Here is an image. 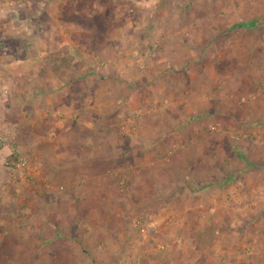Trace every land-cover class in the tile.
<instances>
[{
    "label": "rangeland",
    "instance_id": "obj_1",
    "mask_svg": "<svg viewBox=\"0 0 264 264\" xmlns=\"http://www.w3.org/2000/svg\"><path fill=\"white\" fill-rule=\"evenodd\" d=\"M46 5L47 12L37 4L21 7L12 24L37 36L51 29L42 36L52 57L47 60L45 50L44 57L40 50L29 56L19 48L15 53L27 60L2 70L13 98L9 107L0 106V120L15 126L14 146L31 171L20 174L23 179L0 172V264H264V190L259 193L257 180L237 174L248 164L257 169L264 157V109L245 111L252 95H263L264 85L241 83L243 50H228L231 42L250 36L244 29L264 27V0ZM242 23L254 27H238ZM51 88L78 96L132 91L139 111L129 109L122 117L109 109L104 116L101 109L112 103L96 100L93 120L115 123L117 113L120 124L92 133L101 145H85L83 115L73 108L59 109L58 103L55 118L38 114L42 97L35 98V90ZM54 120L71 129L55 135L48 128ZM21 133H32L37 148L20 143ZM126 136L139 148L143 137L153 139L145 175L131 177L129 166L122 179L115 169L118 142ZM90 158L108 162L92 164L102 177L87 184L83 168L90 169ZM233 166L236 175L228 181ZM6 174L18 183L8 184ZM99 185L107 195L99 194ZM87 187L95 193L85 195ZM145 195L154 199L146 213L138 204Z\"/></svg>",
    "mask_w": 264,
    "mask_h": 264
},
{
    "label": "crops",
    "instance_id": "obj_2",
    "mask_svg": "<svg viewBox=\"0 0 264 264\" xmlns=\"http://www.w3.org/2000/svg\"><path fill=\"white\" fill-rule=\"evenodd\" d=\"M58 0H0V80L4 79L3 76L6 75L5 71H2L4 68L8 67L9 65H13L14 68L18 67V63L21 58H19V54L15 53L16 51H26L27 54H29V56H34L35 54H37V51L40 50V53L42 50H45L46 52V56L47 60L52 57L51 53H52V48H50V44H48V42L46 41V37L49 36V34L51 33V29H41L39 30V36L36 35L37 31H35L33 33V30H29L26 29L22 30V28H20L19 30L16 29V26L14 25V23L12 24V22H15V20H17L16 18L19 16V12L21 7L24 6L28 7L29 5L32 4H37L40 7V11L43 12H47V9L49 11V7L46 4H50V3H57ZM44 4V5H43ZM46 5V6H45ZM35 11L36 8H35ZM27 17V16H26ZM29 17H31V14L29 15ZM21 19V17H19ZM240 30V29H239ZM237 31V29L235 30ZM255 33H254V32ZM248 33V35H250L249 37H245L243 38V41L238 43V45H236L234 42L231 44H228V47H230V49L228 48V50H232V52L234 51L232 48H242L243 50V54H242V64L241 66L244 67V70L241 74L242 76V82L241 83H258L259 85H264V27H260L258 29H244V33ZM254 33V34H253ZM44 35L45 38L42 36ZM258 35V37H257ZM24 36H29V43H25L24 40L25 39ZM23 37V38H22ZM33 37V39H32ZM19 41V42H17ZM26 45H24V44ZM15 44L20 46L18 48L15 49V47L13 46ZM22 47V48H21ZM42 57L45 56V53H41ZM6 59H10V61H7ZM233 61H237V57L236 54L233 55ZM21 60H27L25 59H21ZM14 61V62H13ZM50 61V60H49ZM22 62V61H20ZM237 63V62H236ZM22 70H25L24 66L21 67ZM88 80L83 79L82 81L85 83L89 82V79H91V76L87 77ZM58 81H54L53 83H57ZM75 81H71V83H74ZM130 83H135V80H131ZM261 85V86H262ZM129 88H133V84H130ZM245 88V84L244 87ZM56 89V88H55ZM260 92H263V95L259 94L258 96V100L257 98H253L255 96L252 95V100H250V102H248L247 107H245V111H250L251 109H254L253 113H263V111L261 110V108L264 109V87L260 89ZM57 93V94H56ZM64 93V94H62ZM36 97L35 98H40L42 97V101L40 103V106H42V108L40 109V111L38 112V114L40 113L42 118H46L47 116H49L50 118H55L57 113H59L58 111V107H60L59 109H62L63 107H67V109L69 108H73L74 112H76L75 115H83L82 117V121H83V127L84 129L86 128V131L88 132V138L86 139V141L84 142L85 145H89L93 143H96V145H101L102 140L99 139H95L93 136L95 135L92 134L93 132H95V130H100L102 133L103 131L107 129L112 128L111 125H114L116 123V119H115V114H113V122L115 123H111V124H105V122L102 123H97L93 120V114L95 113L92 109L96 110V100H104L105 98H107L108 100L111 101L112 104L109 105H105L102 109L101 112L102 114H104V116L106 114H108L109 109L110 112L112 113V110L119 112V116L122 115V117L126 114L127 110L130 109V111L136 112L138 113L139 110H137V108H139L137 106V102L135 104V93H133L132 91L129 92L128 95L124 96L122 94V92L120 90H116L114 92H107L105 90H97L96 92H83L81 93L79 96L76 95L73 92H61V91H54L52 88L51 90H44V89H39V90H35V94ZM257 96V94H256ZM24 97V96H23ZM109 97V98H108ZM19 100V98H17ZM255 99L256 102L253 100ZM17 100V101H18ZM254 101V102H253ZM63 102V104H62ZM60 103V105L57 104ZM86 103V104H85ZM56 104V105H55ZM9 104H6V107ZM258 105V106H256ZM9 107V106H8ZM108 108V110H107ZM8 111L10 109L6 108ZM119 111H118V110ZM125 113H122V112ZM251 111V112H252ZM217 112V110L215 111ZM231 113V112H230ZM20 116L22 114H19ZM98 113H95V116H97ZM19 116V117H20ZM75 120V119H74ZM57 121L56 123L52 124V125H48V128H51L52 131L55 133H57V131L61 132V131H69L71 129V127L69 125H66L67 123L63 122V120H54ZM53 121V122H54ZM44 122V121H43ZM99 124V126H98ZM101 124V126H100ZM120 123H116L114 126L118 125ZM97 126L99 127V129L97 128ZM113 126V127H114ZM119 126V125H118ZM62 127V130H59ZM66 127V128H65ZM32 133H30V138H25L24 133H21L20 135V143H22L24 146H30V147H35L34 143L35 141H33L32 139ZM53 136V135H52ZM91 137L94 138V140L91 139ZM37 139V138H36ZM53 139V138H52ZM55 139V138H54ZM143 142V146L141 148H139L138 141L135 139H131L130 137L128 138V136L122 138L121 142L119 143L118 146V150L120 152H117L116 155H120L119 158L116 156H114V160H115V169H119L120 173V177L123 176L122 179L126 178V172L128 170V167L130 166H134L133 171L134 174H132L131 177H134L135 174H139L140 175H145L143 173H147L148 172V166L150 164L151 161V154H149L148 152L150 151V149L152 148L151 144L153 141V139H148V138H144L142 139ZM56 141V139L54 140ZM53 141V142H54ZM150 141V142H149ZM262 142V147H264V139L261 140ZM123 145V147H122ZM124 146H126L124 148ZM138 148V149H137ZM137 150H140L142 153H139ZM145 151V153H144ZM147 151V152H146ZM37 154V152H36ZM60 156H62V153L60 154ZM248 159V158H247ZM88 161H90L89 166L90 169L87 170V172L85 173V166L83 168V180L84 182H86L87 184H90L94 181L95 178H97L100 175V178L102 177V174L99 172V174H96L95 170L92 168V164L95 163L96 161H105L108 162V160L106 159H102L101 160H96V159H92L90 158ZM195 163V162H193ZM255 164V163H253ZM249 168L245 167H241L242 168V173H237L239 174L240 177L243 178V180H257V186L262 187V189L259 190V193H261L264 190V157L259 158V162H258V167L257 169H250V167H254L251 166L250 164ZM263 166V167H262ZM235 166H233V168L228 169V173H231V175L228 176V181H232L234 179V177L232 175H236L235 172H233ZM114 169V168H113ZM110 172V173H109ZM109 174H111V170L108 171ZM133 173V172H132ZM24 174V173H21ZM20 177V175L18 176ZM17 176H15L14 178L18 179ZM23 177V175H22ZM144 177V176H143ZM21 178V177H20ZM25 178V176L23 177ZM21 178V179H23ZM246 178V179H245ZM22 181V180H21ZM6 182H8V184H11V186H15V182L18 183L17 181L13 180V178L6 174ZM228 183V182H227ZM7 184V183H6ZM91 187H87L84 190V194H94L95 192L93 190H91ZM99 191H100V195L102 194H108V192L106 191V188H103V186L99 185ZM131 191H134L136 193H138V190L136 191V189H130ZM129 192V189L126 190H120V194L121 193H126ZM194 191H191L189 194H185V195H191L193 194ZM263 193V192H262ZM184 195V194H183ZM146 196V195H145ZM141 197V200L138 201V204L140 206H142L143 210L145 213L149 212V204H152L151 200L149 198H151L152 200L153 197ZM107 198V197H106ZM105 198V199H106ZM104 200L100 199V202H103ZM145 205V206H143ZM138 209L140 210L141 207H138ZM124 220V221H123ZM122 221L125 222L127 221L126 219H123ZM129 238V237H128ZM127 238V239H128ZM131 241V240H130Z\"/></svg>",
    "mask_w": 264,
    "mask_h": 264
},
{
    "label": "built area",
    "instance_id": "obj_3",
    "mask_svg": "<svg viewBox=\"0 0 264 264\" xmlns=\"http://www.w3.org/2000/svg\"><path fill=\"white\" fill-rule=\"evenodd\" d=\"M13 85L8 81L0 80V106L9 104L13 98ZM15 126L0 120V172L8 171L14 176L31 171L28 160L19 156L16 145Z\"/></svg>",
    "mask_w": 264,
    "mask_h": 264
},
{
    "label": "trees",
    "instance_id": "obj_4",
    "mask_svg": "<svg viewBox=\"0 0 264 264\" xmlns=\"http://www.w3.org/2000/svg\"><path fill=\"white\" fill-rule=\"evenodd\" d=\"M245 25H247L246 23H242V24H239L238 25V27H243V26H245ZM248 27H254V24L252 23V24H249V25H247Z\"/></svg>",
    "mask_w": 264,
    "mask_h": 264
}]
</instances>
